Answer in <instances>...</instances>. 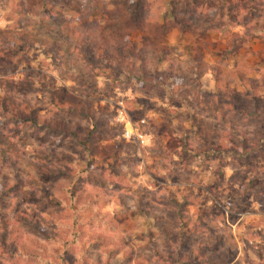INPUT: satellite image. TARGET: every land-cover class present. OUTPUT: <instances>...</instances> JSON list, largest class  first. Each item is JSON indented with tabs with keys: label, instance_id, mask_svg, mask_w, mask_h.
<instances>
[{
	"label": "rangeland",
	"instance_id": "374dc122",
	"mask_svg": "<svg viewBox=\"0 0 264 264\" xmlns=\"http://www.w3.org/2000/svg\"><path fill=\"white\" fill-rule=\"evenodd\" d=\"M43 2L0 0V242H35L7 263L264 264V8L133 0L109 63L61 30L82 1Z\"/></svg>",
	"mask_w": 264,
	"mask_h": 264
},
{
	"label": "trees",
	"instance_id": "16d2710c",
	"mask_svg": "<svg viewBox=\"0 0 264 264\" xmlns=\"http://www.w3.org/2000/svg\"><path fill=\"white\" fill-rule=\"evenodd\" d=\"M43 1L44 0H42V2ZM80 1L83 2L84 6L88 7L87 11L75 10L72 17L65 21L61 29L67 36H69V38H71V40L78 42V45L80 46L94 50L95 53H99L102 58L109 63L124 61L127 57L128 52H130L131 50L136 52V49H134L133 46L130 45L131 42L129 40H126V35H129L128 32H126V29L132 27V20L127 14V9L132 4L133 0ZM246 1V5L243 8V13L245 16H248L251 11L256 13L260 7L264 8V0ZM43 8H45L44 2ZM97 15H101L104 17H102L101 19ZM255 19L257 23L261 22V20H259L258 18ZM137 22L138 20L135 21V23ZM0 37L4 39L6 43V38L4 37V35L2 34ZM1 54L2 53H0V55ZM1 62L2 64L0 65V69L3 70V72L7 63L12 65V62H10L7 57H5L4 60H1ZM132 67L136 69V65ZM250 98L252 97L249 95L246 99ZM0 107L2 108V110L4 109L3 105H1ZM13 108L14 107L9 109V112L11 114L10 117L14 116L13 113L16 112V110ZM19 115L20 116H17L16 119L25 118L24 114ZM33 118L37 120L36 116H34ZM25 121H27V118L25 119ZM52 122L53 120H46L45 126L51 127L55 132H65L67 130L66 125L58 123L53 125ZM245 138L246 140L249 139L247 136H245ZM252 144L254 147L257 146L256 143ZM238 151H246L247 153L251 152L250 148H245L244 142H239V145H236L235 152L238 153ZM41 167L42 169L40 173L42 175H49L50 173H54L58 170H55L56 167L54 165L47 164L44 167ZM18 213H21L22 216L25 215V212H22L20 210L18 211ZM9 226L10 225L6 227L5 232H3L1 235L2 242H5L6 249H4V255L0 254V264H8L4 259L5 253H9L8 255H10L13 262L18 259L16 257L18 255L34 257L35 252L32 250V246L35 244V242H32L33 244L30 243L29 245L27 243H24L19 235L16 234L17 230L15 226ZM37 227L39 228V232L44 231L41 225H37ZM4 233L6 234L4 235ZM51 235L52 233L49 234V236ZM2 242H0V245H2Z\"/></svg>",
	"mask_w": 264,
	"mask_h": 264
},
{
	"label": "built area",
	"instance_id": "2783aa9c",
	"mask_svg": "<svg viewBox=\"0 0 264 264\" xmlns=\"http://www.w3.org/2000/svg\"><path fill=\"white\" fill-rule=\"evenodd\" d=\"M117 121L123 125V137L127 141L135 140L138 144L147 146L149 143V138L146 133H144L139 124L134 122L123 107H120L117 112ZM145 121L143 120L142 123Z\"/></svg>",
	"mask_w": 264,
	"mask_h": 264
}]
</instances>
